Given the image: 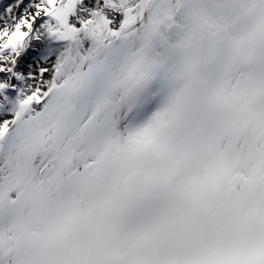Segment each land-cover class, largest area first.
Segmentation results:
<instances>
[{"label": "snow or ice", "instance_id": "obj_1", "mask_svg": "<svg viewBox=\"0 0 264 264\" xmlns=\"http://www.w3.org/2000/svg\"><path fill=\"white\" fill-rule=\"evenodd\" d=\"M0 264H264V0H0Z\"/></svg>", "mask_w": 264, "mask_h": 264}]
</instances>
